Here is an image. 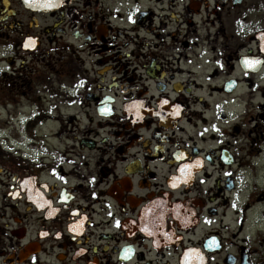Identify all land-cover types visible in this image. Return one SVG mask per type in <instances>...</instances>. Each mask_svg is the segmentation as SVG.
Segmentation results:
<instances>
[{"label": "flooded vegetation", "instance_id": "af4514ba", "mask_svg": "<svg viewBox=\"0 0 264 264\" xmlns=\"http://www.w3.org/2000/svg\"><path fill=\"white\" fill-rule=\"evenodd\" d=\"M0 109V264H264V0H0Z\"/></svg>", "mask_w": 264, "mask_h": 264}, {"label": "rangeland", "instance_id": "374dc122", "mask_svg": "<svg viewBox=\"0 0 264 264\" xmlns=\"http://www.w3.org/2000/svg\"><path fill=\"white\" fill-rule=\"evenodd\" d=\"M2 115H4V112H3V110H1L0 109V117L2 116ZM20 119V118H19ZM15 125L14 126H9L10 128H14V130H15V132H18L17 130H16V127H19V121L18 122H15L14 123ZM42 126V125H41ZM41 126H39V128H38V133H41V132H58V128L55 126V125H47L46 126V128H43V126L41 127ZM42 128V129H41ZM57 128V129H56ZM0 132L3 134V135H5V136H7V134L6 133H8L9 131L5 128V126L2 124L1 126H0ZM13 130V131H14ZM40 130V131H39Z\"/></svg>", "mask_w": 264, "mask_h": 264}, {"label": "water", "instance_id": "95a60500", "mask_svg": "<svg viewBox=\"0 0 264 264\" xmlns=\"http://www.w3.org/2000/svg\"><path fill=\"white\" fill-rule=\"evenodd\" d=\"M28 2H33V3H37V2H42V1H45V0H27Z\"/></svg>", "mask_w": 264, "mask_h": 264}]
</instances>
